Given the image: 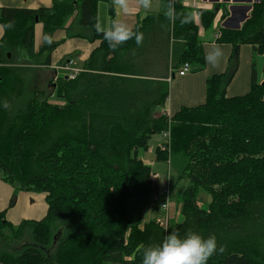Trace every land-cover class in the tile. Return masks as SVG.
Masks as SVG:
<instances>
[{"label": "trees", "instance_id": "16d2710c", "mask_svg": "<svg viewBox=\"0 0 264 264\" xmlns=\"http://www.w3.org/2000/svg\"><path fill=\"white\" fill-rule=\"evenodd\" d=\"M101 2L113 20L112 0L0 8V175L17 190L46 193L48 203L42 219L18 225L0 211V264H141L142 248L172 231L215 235L225 251L207 264H264V81L256 69L246 94L227 96L235 51L228 71L207 80L205 102L183 106L171 120L156 113L184 63L205 65L200 27L212 29L220 5L201 10L197 24L194 10L177 1V19L148 14L134 28L143 43L112 50L95 30ZM185 12L193 14L191 23H181ZM57 30L100 44L74 79L60 74L50 92L30 87L29 94L31 69L23 64H44L40 52L59 44ZM218 40L252 43L264 56V0L241 28L223 29ZM166 130L171 162L182 165L177 179L189 183L179 198L182 218L167 227L128 211L134 198L152 197V170L139 151ZM200 188L211 195L208 203L199 199Z\"/></svg>", "mask_w": 264, "mask_h": 264}, {"label": "crops", "instance_id": "0c3cea01", "mask_svg": "<svg viewBox=\"0 0 264 264\" xmlns=\"http://www.w3.org/2000/svg\"><path fill=\"white\" fill-rule=\"evenodd\" d=\"M260 1L261 0L183 1L186 6L194 10L197 24L201 22L199 16L201 10H212L217 4L220 5L212 29L205 30L200 27V36L205 55L210 47L216 45L223 48L225 55L218 68H211L205 61L203 67L191 65V69L184 75H179L178 71L175 72L173 77L168 80L169 97L163 107L157 108V114L169 112L172 117L174 113L179 111L183 106L193 107L205 102L207 80L213 75L223 74L228 71L231 58L235 51L238 52L237 66L231 82H229L226 87L227 96L243 95L250 90L253 69H256L259 81H264V56L255 50V46L252 43L234 44L218 40L222 35L223 29L228 28L235 30L241 28L244 22L250 17L254 4ZM166 2L167 0H153L151 9H138L131 16H121L120 18L124 19L134 29L148 14H164V5ZM52 3L53 0H0V8L17 7L36 9L43 6H51ZM101 3L98 5L97 24L101 22L99 14ZM105 3L107 4L109 16L107 25H109L112 22L109 12L110 7L107 2ZM114 11L115 18L117 15L115 8ZM103 25L106 24L103 23ZM3 32L4 28L0 25V39ZM53 39L59 44L51 51L44 49L40 52L39 60L44 64H35L33 61H27L29 63L23 64V66L31 69V73L33 71L36 73L37 79H35V81L32 80V82L34 81V84L36 82V86L41 90L48 89L51 83L55 82L57 76L61 74L59 67L65 61L74 59L76 65L82 67V64L90 57L92 51L100 44L99 40L91 41L82 37L69 38L64 30L55 31ZM43 41L44 26L43 23L38 22L35 26L36 51H40ZM32 82L29 83V87H31ZM163 140L161 133L155 134L149 140L148 149L139 151V157L151 167L154 189L152 197L148 200L139 197L134 198L129 205L128 211L132 217L142 222H146L150 219H156L158 221L167 219L169 226L182 218L181 204L179 203L180 196L178 195L180 192L175 189L179 186L178 181L180 180L175 179L172 185L171 182L167 181V175L170 176L171 180L172 171H170L169 166L166 167V163L169 164L172 169H174V165L170 159L171 153L160 147ZM159 150L166 152L167 156L165 159L160 156ZM167 184H169V190H174L172 198H170L169 195L170 209L168 218H166V212L162 208V203L166 199L164 194ZM178 189H180V187ZM184 189H181L180 195ZM175 196L178 197L177 200L174 198ZM209 201L203 202L208 203ZM3 210L7 211V219L14 225H18L26 219H42L48 211L46 193L17 190L15 186L3 180L0 175V211Z\"/></svg>", "mask_w": 264, "mask_h": 264}, {"label": "clouds", "instance_id": "9594fccd", "mask_svg": "<svg viewBox=\"0 0 264 264\" xmlns=\"http://www.w3.org/2000/svg\"><path fill=\"white\" fill-rule=\"evenodd\" d=\"M153 0H112V6L116 10V17L105 26L98 23L95 30L103 36L109 48L116 50L122 45L134 41L137 46L143 43V34L134 30L121 16H131L138 9L148 10L152 7ZM164 16L168 20L178 18L174 0H167L164 5ZM193 14H182L181 23L192 22ZM8 27H12L11 24ZM223 48L219 45L209 48L205 55L207 64L218 68L224 58ZM8 108L7 103L4 104ZM141 264H207L214 254H222L224 246L217 245V238L211 235L204 238L196 232H187L183 237L176 231L167 234L160 244L149 245L142 248Z\"/></svg>", "mask_w": 264, "mask_h": 264}, {"label": "built area", "instance_id": "2783aa9c", "mask_svg": "<svg viewBox=\"0 0 264 264\" xmlns=\"http://www.w3.org/2000/svg\"><path fill=\"white\" fill-rule=\"evenodd\" d=\"M177 1L183 2L184 0H174V3ZM59 69L62 70L64 72L63 74L70 79H74L78 75V73L82 70L81 67H78L76 65V62L74 59H69V60L65 61L62 65H60ZM190 69H191V64L189 62H186L180 67V69L178 70V74L184 75ZM170 79H171V77L169 78V80ZM165 115H167L171 120L172 117H171L169 112H165ZM161 134H162L163 139H164L160 145L161 149L171 153V133H170V131L166 130V131H163ZM167 181L170 182V176L169 175H167ZM168 187H169V184H167V186L165 188L166 199L162 203V208L166 212V218H168V212L170 209V204H169L170 190ZM159 222L162 225H165L166 227L168 226L167 219L166 220H159Z\"/></svg>", "mask_w": 264, "mask_h": 264}, {"label": "rangeland", "instance_id": "374dc122", "mask_svg": "<svg viewBox=\"0 0 264 264\" xmlns=\"http://www.w3.org/2000/svg\"><path fill=\"white\" fill-rule=\"evenodd\" d=\"M223 8H224V5H223ZM99 14H100V17H101V24H106L107 25V23L109 22V16H108V12H107V4L105 3V2H103V3H101L100 4V11H99ZM105 25V26H106ZM61 72V75H63V71L61 70L60 71ZM173 76H171V78H172ZM35 79H37V76H36V73L33 71L32 73H31V70H30V75L28 76V78H25V82H27V84H29V83H31L32 82V80H34L35 81ZM34 81L32 82V84H31V88L33 89L34 87H38V86H36L37 84H36V82H35V84H34ZM34 84V85H33ZM39 88V87H38ZM40 89V88H39ZM53 89V87H48V89H45V91L46 92H50L51 90ZM32 92V90L30 89V87L28 88V92L27 93H31ZM162 135V134H161ZM171 156V155H170ZM170 167V171H172V174H171V180H170V182H171V185L174 183V180L175 179H177V177H175V176H178L181 172H182V169H181V166L182 165H179V166H177V165H175L174 166V169H172L171 168V166L169 165V164H167L166 163V167ZM162 173H163V171H162ZM175 175V176H174ZM178 183H179V186L177 187V188H175V189H177V191L178 192H180L181 193V189L183 188H185V186L186 185H188L189 183H188V179L187 178H185V177H183L182 178V180H180V181H178ZM180 187V189H178ZM174 191V190H173ZM173 191H172V189H170V193H169V195H170V198H172V193H173ZM180 193L178 194L179 196H180ZM164 196L166 197V195L164 194ZM176 200H177V198L178 197H174ZM199 199H201L202 201H209L210 199H211V195L206 191V190H204V189H199ZM231 199H237V197H232Z\"/></svg>", "mask_w": 264, "mask_h": 264}, {"label": "water", "instance_id": "95a60500", "mask_svg": "<svg viewBox=\"0 0 264 264\" xmlns=\"http://www.w3.org/2000/svg\"><path fill=\"white\" fill-rule=\"evenodd\" d=\"M66 78H68V77L66 76Z\"/></svg>", "mask_w": 264, "mask_h": 264}]
</instances>
